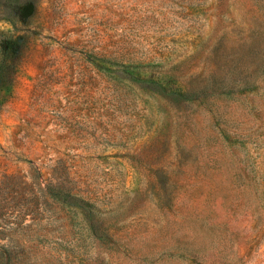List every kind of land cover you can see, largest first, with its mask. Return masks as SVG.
<instances>
[{
	"label": "rangeland",
	"instance_id": "1",
	"mask_svg": "<svg viewBox=\"0 0 264 264\" xmlns=\"http://www.w3.org/2000/svg\"><path fill=\"white\" fill-rule=\"evenodd\" d=\"M0 264H264V0H0Z\"/></svg>",
	"mask_w": 264,
	"mask_h": 264
}]
</instances>
